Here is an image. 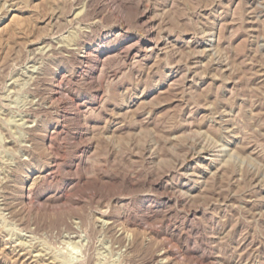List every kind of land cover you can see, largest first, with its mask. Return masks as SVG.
I'll return each instance as SVG.
<instances>
[{
    "label": "rangeland",
    "instance_id": "374dc122",
    "mask_svg": "<svg viewBox=\"0 0 264 264\" xmlns=\"http://www.w3.org/2000/svg\"><path fill=\"white\" fill-rule=\"evenodd\" d=\"M149 28L175 47L133 60ZM105 35L79 64L75 40ZM45 130L56 176L17 202ZM185 167L208 174L178 197ZM120 207L148 248L109 231ZM177 244L184 264L264 257V0H0V264H155Z\"/></svg>",
    "mask_w": 264,
    "mask_h": 264
},
{
    "label": "bare ground",
    "instance_id": "6f19581e",
    "mask_svg": "<svg viewBox=\"0 0 264 264\" xmlns=\"http://www.w3.org/2000/svg\"><path fill=\"white\" fill-rule=\"evenodd\" d=\"M76 1V0H75ZM85 3V2H84ZM16 7V6H15ZM97 10V8H96ZM95 11V10H94ZM72 12V11H71ZM94 13V12H93ZM103 15V14H102ZM57 13H55L52 19H56ZM144 16V14H143ZM50 19V18H49ZM50 21V20H49ZM54 21V20H53ZM50 23V22H49ZM151 23V22H150ZM51 24V23H50ZM153 25V24H152ZM155 25V24H154ZM49 27V26H48ZM53 29V28H52ZM144 29V28H143ZM157 31V30H156ZM52 32V31H51ZM146 38L142 42V46L136 50L135 48L132 50L134 51L135 54L133 55V60H149L151 57L156 56L158 57L159 55L163 54H168L172 52V49L175 47V41H169V39H164L162 36H159L157 33H155L152 28H149L146 32ZM89 34V33H88ZM107 34V33H105ZM92 36V35H91ZM110 35H105L100 38V41L92 45L93 39H89V41H83L80 39L75 40V49L73 50H82V53L78 55L77 60L79 64H102L104 62V59L106 57V54H102L103 52V47H104V41H106ZM112 38V37H111ZM206 39V38H204ZM110 40V39H109ZM116 40V39H115ZM171 40V39H170ZM116 42V41H115ZM172 42L173 45H170ZM179 42V41H178ZM207 42V41H206ZM129 43H126V46ZM134 44V43H133ZM198 44V43H197ZM180 45V44H179ZM139 46V45H138ZM137 46V48H138ZM191 46V45H190ZM130 47V46H127ZM131 49L133 48L132 46L130 47ZM73 50L71 51L73 53ZM114 50V49H113ZM54 52V51H53ZM92 53H97V57L93 58ZM113 53V52H112ZM78 54V53H77ZM66 55V54H65ZM95 55V54H94ZM110 56V55H109ZM160 57V56H159ZM127 58V56H126ZM195 59V58H194ZM146 64V63H145ZM96 67V66H95ZM77 69V68H76ZM80 69V68H79ZM58 70V69H57ZM95 70V69H94ZM98 70V69H97ZM97 70L93 71L92 75L97 76ZM59 71V70H58ZM75 71V70H74ZM82 71V70H80ZM171 72V71H170ZM82 73V72H81ZM63 75V74H62ZM53 77V76H52ZM74 77V76H73ZM80 77V76H78ZM91 77V76H90ZM169 80L173 79L174 75L172 73L168 74ZM61 76L57 74L56 78L53 79L51 82V91L55 92V87H57V82L60 80ZM77 78V77H76ZM72 79V78H71ZM95 79V77H94ZM96 80V79H95ZM165 80V79H164ZM161 81V80H160ZM173 81V80H172ZM45 85V84H44ZM159 86V84H158ZM62 87V86H61ZM153 87V86H152ZM165 87V86H164ZM63 88V87H62ZM153 89V88H152ZM159 89V88H158ZM61 91V90H60ZM153 91H150L148 95H142L140 98H145L147 96H150ZM156 92V91H155ZM47 93V92H46ZM138 94V93H137ZM58 95V94H57ZM95 95V94H94ZM53 96V95H51ZM54 98V97H53ZM53 100V99H52ZM73 101V99H71ZM75 100V99H74ZM74 103V102H73ZM126 103V102H125ZM47 104V103H46ZM91 104V103H90ZM99 104V103H98ZM75 105V104H74ZM50 106V105H49ZM79 107V106H78ZM77 107V108H78ZM125 107V106H124ZM45 108V107H44ZM43 108V109H44ZM76 108V109H77ZM128 108V107H125ZM118 109V108H117ZM33 110V109H32ZM41 110V109H40ZM45 110V109H44ZM119 111V110H118ZM37 112V111H36ZM64 112V111H63ZM66 113V112H65ZM83 113V112H82ZM73 114V113H72ZM81 115V114H80ZM86 115V114H85ZM57 116V115H56ZM59 116V115H58ZM65 116V115H64ZM76 118V117H75ZM77 119V118H76ZM41 121V120H40ZM91 121V120H90ZM114 121V120H113ZM53 122V121H52ZM51 122V123H52ZM116 122V121H115ZM42 123V122H41ZM82 124V123H81ZM58 126V125H57ZM85 126V125H84ZM89 126V125H88ZM44 127V126H43ZM54 128V127H53ZM39 129V128H38ZM41 130V129H40ZM82 130V129H81ZM33 131H37V129H34ZM46 131V130H45ZM53 131V130H52ZM111 132V131H110ZM57 133L56 130L53 132H45L39 136V140L43 145L47 146L45 149L48 151V153L44 152V157L43 159H36L31 155L33 150L35 149L33 145H30L24 149V151L28 154V159L23 163V165L26 167L25 172L22 173V176L25 177V181H23L22 186L19 188V191L15 193V201L20 202V203H27V200H29L30 193L33 191V188L36 187L40 182L44 180H51L54 179L55 175V170L59 166V161L60 159L58 156L55 154H52L53 151H57L59 147L55 144L53 140V134ZM78 133V132H77ZM79 135V134H78ZM36 136V135H35ZM37 137V136H36ZM83 139V137H82ZM94 150V147L91 145L85 146L83 148L76 147V151L78 153H81V155L78 157L77 161L79 162L78 166L80 168L84 167L83 165V159L85 156H83L84 151H91ZM74 151V150H73ZM89 154V153H88ZM150 156V155H149ZM74 159V158H73ZM86 159V158H85ZM84 159V161H85ZM150 160V159H149ZM86 166V165H85ZM178 166V165H177ZM189 166V165H188ZM23 167V166H22ZM192 168V167H191ZM182 177L184 181V185L179 188V196L181 197L184 194V189L187 184L192 182L193 185H197L202 183V181L205 179L206 175L208 173H199L198 175L193 174L190 172V169L185 167L182 169ZM173 173V172H172ZM198 173V172H197ZM181 178V177H180ZM81 179H84L82 177H79V181ZM169 180V179H168ZM181 180V179H180ZM179 180V181H180ZM170 181V180H169ZM68 180H62V185L67 183ZM68 184V183H67ZM61 185V186H62ZM52 187V186H51ZM176 187V185H175ZM46 190V189H45ZM192 190L191 188L186 189V191ZM48 191V190H47ZM194 193V192H193ZM193 196V195H192ZM168 197V196H167ZM57 198V197H56ZM59 198V197H58ZM60 199V198H59ZM58 199V200H59ZM48 200V199H47ZM162 200V199H161ZM52 201V200H51ZM158 201V200H157ZM50 202V201H49ZM161 202V201H160ZM167 202V200H166ZM165 202V204H166ZM180 202V201H179ZM184 202V201H183ZM157 203V202H156ZM154 204V203H153ZM161 204V203H160ZM164 204V203H163ZM166 206V205H165ZM168 208V207H167ZM121 207L118 208L113 216L108 220L107 223V228L109 231L116 232L118 233L119 237L121 238V241H124L127 236L131 238V246L129 248V251H132L134 248L137 247H144L148 248L151 243H152V238L150 237V233L143 234L142 232L139 231V228L137 225L134 223L132 220V216L130 217L129 214H126L125 212L121 211ZM194 212V211H193ZM150 213V212H149ZM148 213V214H149ZM143 215V214H142ZM152 215V214H151ZM190 215V214H189ZM195 215V213H194ZM193 215V216H194ZM148 216V215H147ZM164 218V217H163ZM142 220L148 221L147 217H143ZM138 222V220H137ZM150 222V221H149ZM227 229V228H226ZM143 231V230H142ZM147 231V230H146ZM227 231V230H226ZM152 232V231H151ZM177 235V234H176ZM157 236V235H156ZM154 238V237H153ZM177 238V237H176ZM128 239V238H127ZM169 239V238H168ZM181 239V238H180ZM230 239V238H229ZM130 240V239H129ZM214 240V239H212ZM247 240V239H246ZM128 241V240H127ZM182 241V240H181ZM209 241V240H208ZM124 243V242H123ZM173 243V242H172ZM175 244V243H174ZM251 244V243H250ZM128 246V245H127ZM172 246V245H171ZM170 246L169 249L160 248V250L155 254L152 255L151 259L155 262V264H184L185 262H180L178 257L180 258L182 256L186 255V250L182 248L181 246L177 244L176 246L173 245L172 247ZM251 246V245H250ZM249 246V247H250ZM184 247V246H183ZM128 248V247H127ZM154 249V248H153ZM136 250V249H135ZM134 250V251H135ZM252 250L256 252H260V254L264 255V250L262 248H253ZM156 251V250H154ZM216 252V251H215ZM189 256V254L187 255ZM198 258V257H197ZM199 259V258H198ZM205 259V258H204ZM259 261L258 264H263L264 257L259 256L258 257ZM151 260V261H152ZM210 260V259H209ZM215 264V263H214ZM216 264H242L241 262L238 261H233L229 263H223L220 261H217ZM256 264V263H254Z\"/></svg>",
    "mask_w": 264,
    "mask_h": 264
}]
</instances>
